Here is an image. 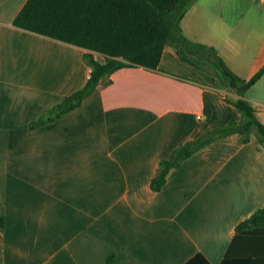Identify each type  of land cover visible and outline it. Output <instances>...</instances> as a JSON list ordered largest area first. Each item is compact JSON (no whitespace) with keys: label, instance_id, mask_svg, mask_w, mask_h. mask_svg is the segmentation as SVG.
<instances>
[{"label":"crops","instance_id":"crops-1","mask_svg":"<svg viewBox=\"0 0 264 264\" xmlns=\"http://www.w3.org/2000/svg\"><path fill=\"white\" fill-rule=\"evenodd\" d=\"M0 0V264H221L264 207V147L234 132L151 181L184 142L241 118L206 68L165 45L157 69L121 67L52 121L30 122L90 75L85 48L17 27ZM184 35L242 78L264 65V0H196ZM94 56L104 61L99 53ZM234 97L233 91H224ZM264 124V72L245 92ZM244 264H264V262Z\"/></svg>","mask_w":264,"mask_h":264},{"label":"trees","instance_id":"trees-1","mask_svg":"<svg viewBox=\"0 0 264 264\" xmlns=\"http://www.w3.org/2000/svg\"><path fill=\"white\" fill-rule=\"evenodd\" d=\"M196 0H27L13 19L17 27L85 48L83 60L90 66L85 83L64 96L40 117L30 122L36 127L52 121L78 106L95 88L98 80L126 66L157 69L165 45L176 48L179 57L189 64L206 68L217 83L224 99L234 104L241 118L213 129L176 147L168 158L160 160V170L151 181L154 190L160 189L168 171L202 146L230 133L244 134V140L255 134L264 147V124L255 115L246 90L264 72V65L251 77L242 78L224 62L216 48L191 40L182 32L180 21ZM94 53L104 57L97 59ZM224 91H233L231 97ZM239 244L231 245L221 264L264 262V207L257 208L236 226ZM119 257L111 254L107 264H116ZM184 264H210L197 253Z\"/></svg>","mask_w":264,"mask_h":264},{"label":"built area","instance_id":"built-area-1","mask_svg":"<svg viewBox=\"0 0 264 264\" xmlns=\"http://www.w3.org/2000/svg\"><path fill=\"white\" fill-rule=\"evenodd\" d=\"M261 1H263V0H261Z\"/></svg>","mask_w":264,"mask_h":264},{"label":"rangeland","instance_id":"rangeland-1","mask_svg":"<svg viewBox=\"0 0 264 264\" xmlns=\"http://www.w3.org/2000/svg\"><path fill=\"white\" fill-rule=\"evenodd\" d=\"M252 134V133H251Z\"/></svg>","mask_w":264,"mask_h":264}]
</instances>
